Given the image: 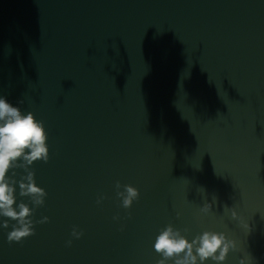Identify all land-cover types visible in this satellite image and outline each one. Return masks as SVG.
<instances>
[{
    "label": "water",
    "instance_id": "water-1",
    "mask_svg": "<svg viewBox=\"0 0 264 264\" xmlns=\"http://www.w3.org/2000/svg\"><path fill=\"white\" fill-rule=\"evenodd\" d=\"M0 95L49 146L48 222L0 264H156L168 224L264 264V0H0Z\"/></svg>",
    "mask_w": 264,
    "mask_h": 264
},
{
    "label": "clouds",
    "instance_id": "clouds-1",
    "mask_svg": "<svg viewBox=\"0 0 264 264\" xmlns=\"http://www.w3.org/2000/svg\"><path fill=\"white\" fill-rule=\"evenodd\" d=\"M48 133L42 120L31 111H22L6 96L0 95V230L6 231L9 243H19L34 235V225L48 222V217L34 221L36 209L44 206L46 191L35 181L34 162L49 160ZM123 187V191L119 189ZM117 197L124 209L138 199V189L116 183ZM104 199L99 197L100 204ZM212 205L205 204L201 212L207 214ZM231 217L235 218V211ZM114 220L119 217L114 216ZM11 229L10 231L8 229ZM72 237L79 239L82 232L73 227ZM71 244V240L67 242ZM161 257L156 264H224L236 244L224 232L205 230L188 238L168 224L159 230L152 244ZM238 264H249L241 258Z\"/></svg>",
    "mask_w": 264,
    "mask_h": 264
}]
</instances>
